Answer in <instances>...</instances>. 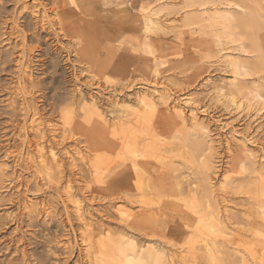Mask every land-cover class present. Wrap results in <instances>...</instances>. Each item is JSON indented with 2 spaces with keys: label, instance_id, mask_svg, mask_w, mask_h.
Returning a JSON list of instances; mask_svg holds the SVG:
<instances>
[{
  "label": "rangeland",
  "instance_id": "374dc122",
  "mask_svg": "<svg viewBox=\"0 0 264 264\" xmlns=\"http://www.w3.org/2000/svg\"><path fill=\"white\" fill-rule=\"evenodd\" d=\"M3 1L10 6H5L7 15L1 22H7L8 27L3 26L1 33H12L15 50L12 64L0 73V264H35L37 256L31 257L35 254L45 264H96L85 250L88 234L95 235V242L101 238L131 237L138 246L161 244L171 264H211L199 218L195 216V220L185 205L191 202V189L201 198L196 209L209 224L221 220V230H233L225 241L220 240V248L213 254L215 264H264V222H260L264 211L260 206L264 204V105L255 98L256 90L264 96V72L233 73L230 61L251 67L257 55L249 47L241 48L242 41L219 40L220 30L204 22L212 13L210 9L223 7L211 4L210 9L202 11L199 6L188 7L185 0H77L81 6L76 11L77 19L81 20L76 19L80 27L76 25L79 32L73 36V26L69 33V25L65 24L69 33L65 35L55 23L54 13L49 12L46 17L42 11L38 15L45 22H53L54 27L49 25L47 30L57 37L49 42L51 54L45 57L44 46L34 50L28 66L22 57L23 37L15 30L11 15L13 11L22 12L21 17L31 18L32 13L38 12L36 2L25 0L30 10L25 11L22 5L15 7L10 0ZM243 1L264 8V0ZM45 3L52 7L51 0ZM149 10L158 13L151 30L143 22L144 12ZM66 13L64 19L69 16ZM260 31L256 36L259 35L261 47L264 29ZM40 32L49 35L44 30ZM6 50L1 45L0 56ZM51 59L56 61L57 73L51 67ZM42 60H46L48 73L40 76L36 64ZM22 62L31 67L27 72H32L36 81L26 79L20 86L17 75ZM39 80H44L42 87ZM143 84L150 88L157 85L169 97L170 106L180 101L185 118H177L164 105L157 117H150L154 136H147L141 144L151 163L146 171L150 174L143 173L147 176L143 180L147 194L131 199L135 192L129 183L135 182L127 176L128 163L122 150L126 137L117 134L109 143L86 135L83 130H65L63 116L71 114L75 121L83 122L97 104L112 124L124 117L132 119V103ZM23 86L27 91L17 88ZM124 98L120 106L113 105ZM42 100H46L43 107ZM30 106L46 107L42 111L44 129L33 117V108L28 112ZM191 109L196 112L197 123L191 118ZM141 130L143 137L150 132L145 125ZM54 133L60 137L54 139ZM40 141L47 145V151L59 142L55 150L59 157L57 166L48 161L38 176L30 163L36 158L33 153L41 147ZM68 151L78 155L70 159ZM97 159L103 160L102 165L93 169L91 164ZM205 180L211 187L209 204L208 198L202 197ZM75 201L84 208L82 217L74 209ZM141 208L146 215L153 214L159 220L157 224L162 222L158 232L144 229L142 233L125 226L122 214L132 210L137 213ZM144 222L149 219L145 217ZM144 231L152 234L145 235ZM95 256L108 257L104 252Z\"/></svg>",
  "mask_w": 264,
  "mask_h": 264
},
{
  "label": "bare ground",
  "instance_id": "6f19581e",
  "mask_svg": "<svg viewBox=\"0 0 264 264\" xmlns=\"http://www.w3.org/2000/svg\"><path fill=\"white\" fill-rule=\"evenodd\" d=\"M34 1L36 2L35 8H37L38 12L32 13V15L30 16L31 18H29L30 20L28 18H25L24 16L23 17L25 19L21 20L23 18V17H21L22 12L18 14V12L16 13L15 11H13V14L11 15V17H12L11 22L15 26V30L17 31V33L22 34V37H23V47H22V51H23L22 53L23 54H22V57H23V59L24 58L26 59L23 61H26L29 64L28 66H30V64L32 63L31 53H33L34 50L43 48L42 46H44L43 49L45 51L44 54H46L45 57L48 55V53L51 54L49 42L51 40H53L54 37H57L56 36L57 34H51V32H50L51 30H49V31L47 30V29H49V27H47L49 25L51 26V28L54 27L53 22L52 21H51L52 23L49 21L45 22L46 20L44 21V18L40 19L41 17L38 16V15H40V13L42 11H43L44 15L46 14V17H48L47 14L49 12H52L55 14V16L57 17V22H55V23L57 25H59L61 30L65 31V35L66 34L69 35L71 30H74L73 32L71 31V33H72L71 35L72 36L75 35L74 32L77 33L76 31H78V29H79L78 27H80V23H78L79 25L76 24L77 23L76 19L78 18V14L76 11L81 7L80 5H78L79 0L78 1L77 0H51V2H52V5L50 4L52 6L51 8L48 7L49 5L47 3H45V0L43 2H41V0H34ZM9 2H13L12 4H15L16 5L15 7H17V5H22L23 9L25 11H30L29 7H27V2L25 0H10ZM185 2H186V4L189 5L188 7H193V6L202 7L203 8L202 11L208 10V8H209L208 6L211 4H213V6H215V5L222 6L223 8H219L218 6H215V8H213V9L209 8L210 11L212 10L211 11L212 13H211V15H209L207 20H204V22H207L208 25L211 26L212 28H217L220 30L219 34L217 35V38L219 40L226 39L230 43H239L242 41L240 44L241 48L247 49L249 47L251 49L252 53H255L257 55V58H256L257 61L251 67L244 64V63H241L239 61H230L229 65L233 68V71H234L233 73L235 75H242V74H246L248 71L249 72L254 71L257 74L264 72V51L261 48L264 44L261 40L263 45H261V47H260L259 46L260 41L258 42V40H257L259 35L256 36L257 32H261L260 30L264 29V8L262 6L257 5L255 2H251L248 4V2L246 3L243 0H241L239 2H232L231 0L230 1L229 0H185ZM8 5L9 4H7V2L0 0V46L4 45L5 47L8 48V50L5 51L3 56H0V73L5 72L7 70L8 65L12 64L13 52L15 50L14 47H12V45H11V43H12L11 37H13L12 33L8 32L7 30H5L6 33H3V34L1 33L3 26H5L4 28L8 27V24L6 22L7 20L5 21L6 23L1 22L4 14L7 15L6 8L8 7ZM5 6H7V7L5 8ZM38 7H40L42 10L38 9ZM66 8L68 9V11L65 10ZM63 12L64 13L69 12L68 13L69 16H65V17H67L66 19H64V17H63V15H64ZM141 13H143V11ZM156 13L157 12L154 10H149V11H147V13L144 12L145 15H144V21L143 22L145 23V26L148 29H150L151 27H154V25H156L155 24V22H157V21H155L156 18L154 19V16L158 15V13L157 14ZM76 15H77V17H76ZM49 20H50V18H49ZM77 20H79V22H80L81 19H77ZM19 21H21L23 24L19 23ZM65 24L69 25L68 26L69 28L67 26L65 27ZM81 24H82V22H81ZM76 25L78 26L77 30H76ZM71 26H73V28ZM81 27H82V25H81ZM67 28L69 29V31L66 30ZM212 28H210V29H212ZM11 30H13V29H11ZM40 30H42V31L44 30L46 34L48 32L49 35L43 36V34H42V32H40ZM66 31L69 33H67ZM26 32H27V34L29 32V34L31 35L30 39L28 36L29 34L26 35ZM48 36H50V37H48ZM75 38H76V36H75ZM34 44L36 45V47H32V45H34ZM83 49H86V48H81V50H83ZM42 51H40V52H42ZM86 51H88V49ZM80 55H82V54H80ZM84 55H85V53H84ZM84 55H83V57H84ZM86 56H87V53H86ZM86 56H85V58H86ZM26 62H24V63L22 62L20 64L19 69H18V75H17L18 77L17 78L19 80L18 84L20 86H21L20 83H22L26 79H28L31 82L36 81V80L34 81V79H33V75L31 74L32 72H27V69L28 68L31 69V67L26 66V64H27ZM37 62H39V61H37ZM45 62H46V60H45ZM45 62L42 60V61H40V63L36 64L38 66L37 69L41 72L40 76L44 75L48 71V69H45V66H46ZM50 63H51V67L53 68L55 73H57L58 70H57V66H56V61H54V59H51ZM17 64H19V63H17ZM48 68L50 69V66ZM12 71H14V70H12ZM41 79H43V78H41ZM44 79H46V78H44ZM43 82H44V80L38 81L39 85L41 84V87L43 85ZM7 85H8V83H7ZM143 85H145V86H140L141 88H139L140 90L136 94V100L132 103L134 108H135V110L131 111V115H133L132 119H129L126 116L127 120H125V117L123 116L124 118H122V119L120 118L121 119L120 121L118 120L119 123L115 122L112 124V123H110V121L107 120V117L105 116L106 113L104 114L103 110L101 109L102 110L101 111L96 106L97 104H95L92 107L91 114L87 117V120H85L83 122L75 121L73 115H71V114H66L63 116V120H64L63 124L65 126L64 127L65 130L67 129V130L72 131V129H75L78 131V129H79V130H81L80 132L86 131L87 133L84 132L86 135L87 134H90L91 136L93 135L92 136L93 138L94 137L95 138L100 137L104 141H109V143H111L112 139L114 140V138L116 137L117 134L122 135L123 137H126L127 143H126V145L123 144V146H122V150L126 154V157H125L126 162L128 163L127 167H126L128 169L126 170V168H125V170L128 171L127 176H129L130 179L131 178L134 179V182H135V183H131V184L129 183V186H131V187H129L130 190H133L135 193L132 195L129 191H127L131 194V199L133 197H135V195H137V194H141V196H142V194L147 192L146 186L143 183L144 178L146 179L147 176L146 175L143 176V173L145 172V174H148V172H149V174H150V171H148V172H146V171L149 170L148 168H149L151 163H149V160L147 157L148 154L145 152V148L142 147L141 144L145 140L148 139L147 136H154L153 130H151V127H153V125L151 126L152 123H151L150 117H157L161 113L160 106L164 105L166 107H170L177 118L182 119V120H184V118H185L184 117L185 116L184 108H183L182 104L179 103L180 101L178 103L177 102L174 103L173 106H170L168 104L169 97L165 96V94H163L164 92L160 91V89L157 85L153 84V86H152L153 88H150L151 86L147 87L146 86L147 84H143ZM13 86H15V85H13ZM17 88H19V90H21V91H27L24 86L23 87H17ZM42 92L44 93L45 91L43 90ZM44 94H43V97L45 96ZM58 95H56V96H58ZM114 98L116 99L117 97H114ZM128 98L131 99L130 97H128ZM128 98H126V100L130 101ZM255 98L259 102H263V105H264V96L262 95V92L260 90L255 91ZM44 99H45V97H44ZM45 101L46 100L40 101V102H42V107H43V102H45ZM121 102H125V98L121 101H118V99H117L113 105L120 106ZM187 102H189V101H187ZM186 105H188V104H186ZM44 106H45V104H44ZM42 107H40V106L36 107L35 106L33 108L32 106H30L31 109L29 108L27 110H29L28 112H30V111H32V108H33L32 112H35L33 117H35L36 119L39 120V122H40L39 124L42 125L41 127L44 129V127H43L45 125L43 123L44 114L42 111L46 107L44 109H41ZM263 108H264V106H263ZM195 113L196 112H194V109H191V118L194 121V123H197L198 118L196 117ZM124 115H125V113H124ZM28 116H30V115H28ZM119 117H121V116H119ZM35 118H34V120H35ZM26 123H27V121H26ZM144 125L147 126L148 129H150V132L148 133V135L143 137V135L141 134V132H142L141 127ZM31 126H33V125H31ZM33 129H34V127H33ZM65 130H63V134L61 135V137L64 135ZM52 131L54 132L53 129H52ZM28 132H29V130H28ZM22 133H24V131ZM43 133H44V131H43ZM57 133H59V132H57ZM57 133L52 134V135H54L53 136L54 139H55V137L59 136V135H57ZM108 135H110L111 137H108ZM139 137H141L140 140L137 139ZM42 138H44V136ZM41 140H43V139H41ZM30 142H32V141L30 140ZM30 142H29V144H30ZM39 144H40L39 146H41V147L39 148V150H35L36 152L37 151L38 152L37 153L32 152L33 154H36V156L33 155L36 157V158L34 157L35 160L33 159L34 161L32 160V163L29 162L31 164V166L27 164L31 168L36 169V172L33 171L34 173H37L36 175H38V173H41V169H44L47 166L48 161H50V163L56 165L58 163L57 157H59V156H57V152L55 151L59 142L57 145L54 144V145L50 146L49 148L47 147L48 151L45 147L47 145H43V143H41V141ZM44 144H46V143L44 142ZM60 144H62V143H60ZM28 146L29 145H27V147ZM33 149H36V148L34 147L30 150L32 151ZM92 152H94V151H92ZM77 153L78 152L71 154V152L68 151L66 153V155L69 154V158H70V157H73L75 154L78 155ZM19 157H21V152H20ZM125 158H124L123 162H125ZM70 159H72V158H70ZM102 161H103L102 159H97V160H95L94 163L91 161L90 163H93V164H91L92 168L93 169L99 168L102 165V163H101ZM27 170H29V168ZM2 171L3 170L0 169V185L2 182L1 178L3 176ZM29 171L31 173V170H29ZM45 171H46V169H45ZM130 181L133 182L132 180H130ZM205 182H206L205 183L206 186L204 187V189H206V190H205V192L203 191V193H205L206 196L205 195L202 196V197H204V199L209 194H212L210 184L206 180H205ZM132 184H134V186ZM175 185H176V183H175ZM148 188L150 189V187H148ZM191 188H193V187H191ZM1 189L2 188H0V190ZM145 190H146V192H145ZM194 192H195L194 189H191L189 191V193L192 195V196H190L191 202L189 204H187L188 203L187 202L185 205H186L187 209L193 214L194 218H195V216H197L199 218L200 222L198 220L197 221L200 223V231L202 233L201 236L202 237L205 236L204 239H202V241H204V249H205L207 255H209V257H210L211 264H215V258H213V254L215 252H218V248H220V246H218V244L220 243V240L225 241L226 237L227 236L229 237V235H231L230 232L233 230H229L230 232H227L226 230H221V228L219 227V225L222 222L221 220H218L217 222H214V221H216V220H214L213 224H209L208 219H206L204 216L200 215L199 211L196 209L199 206V199H201V198L200 197L198 198V196L196 194H194ZM207 198H208V204H209V197H207ZM211 202H212V199H211ZM139 203H140V206H143V205H141L142 202L139 201ZM144 206H145V204H144ZM260 206H261V208H264V204L260 205ZM74 209L76 210V213H78V216L82 217L81 214H82L84 208L83 207L81 208V205L78 201H75V208ZM146 211H147V209H146ZM260 214L262 215L260 217L262 219V221H260L261 225H262V223L264 222V211H262ZM152 215L153 214L146 215L145 209H144V211H142V208H141V210L137 211V213H135V211L132 210L130 212H127L125 215L122 214L121 220L123 222H125V226L129 229H135L136 228L137 230L139 229L140 232H142L141 230H144V229L145 230L150 229L151 230V231L149 230L150 232H152V231L158 232V230H160V225L162 222L157 224V221H159V220L156 221ZM145 217H147L149 219V222H146V223L144 222ZM197 217L195 218V220L197 219ZM142 222H144V223H142ZM141 224L142 225L146 224L147 227H144ZM227 226H229V225H227ZM158 227H159V229H158ZM193 227H197V226L194 225ZM263 228H264V226H263ZM156 229H158V230H156ZM196 229L198 230V228H196ZM261 229L259 228L260 233H261V231H260ZM262 230L264 231V229H262ZM87 231H89V230H87ZM144 232H145L144 233L145 235L146 234L147 235L152 234L148 231H144ZM146 232H148V233H146ZM57 236H58V234H57ZM57 236H56V238H57ZM94 236H92L90 234L86 235V237H85V242H86L85 250L88 253V256L94 257L93 259H95V260L93 262H95L96 264H171L172 263L171 261H169V258L167 259V257H168L167 253L165 252V250L163 249L161 244H159V246H157V245L145 243L141 246H138L136 244L135 240L132 239L131 237L130 238L128 237L126 240L123 238L115 239V240L111 239V238H101L97 242H95ZM69 247H70V245H69ZM219 251H221V250H219ZM97 252H104L105 254L108 255V257L106 259L99 258V257L95 256V253H97ZM35 256H37V258ZM31 257L36 258V259H34L35 264H45V263H43V260L41 259L40 256L35 254L34 256H31Z\"/></svg>",
  "mask_w": 264,
  "mask_h": 264
}]
</instances>
